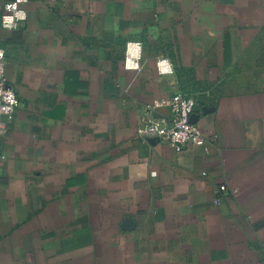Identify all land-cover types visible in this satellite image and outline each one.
<instances>
[{
  "label": "crops",
  "instance_id": "crops-1",
  "mask_svg": "<svg viewBox=\"0 0 264 264\" xmlns=\"http://www.w3.org/2000/svg\"><path fill=\"white\" fill-rule=\"evenodd\" d=\"M21 8L18 29L0 26L18 99L0 131V264H264V90L222 93L264 0ZM129 42L138 72L123 66ZM178 92L196 99L207 152L136 135Z\"/></svg>",
  "mask_w": 264,
  "mask_h": 264
},
{
  "label": "built area",
  "instance_id": "built-area-1",
  "mask_svg": "<svg viewBox=\"0 0 264 264\" xmlns=\"http://www.w3.org/2000/svg\"><path fill=\"white\" fill-rule=\"evenodd\" d=\"M28 0H11L2 5L0 26L5 30L18 29L26 20V12L21 5ZM142 46L140 43L129 42L125 46L123 66L125 70L138 72L141 70ZM160 75L171 74L172 68L168 60L160 59L156 62ZM18 107L15 89L9 84L7 78L6 52L0 47V131L2 120L11 118ZM167 109L168 116L156 115L159 109ZM197 108L193 96L184 93H175L169 98L159 100L145 109L136 128V135L141 140L157 138L167 144L174 151L180 152L185 148H202L205 152V140L196 125L191 122ZM4 157L0 152V160ZM226 188L221 186L219 193H224ZM218 202V197L217 200Z\"/></svg>",
  "mask_w": 264,
  "mask_h": 264
},
{
  "label": "rangeland",
  "instance_id": "rangeland-1",
  "mask_svg": "<svg viewBox=\"0 0 264 264\" xmlns=\"http://www.w3.org/2000/svg\"><path fill=\"white\" fill-rule=\"evenodd\" d=\"M224 83V94L264 90V27L229 68Z\"/></svg>",
  "mask_w": 264,
  "mask_h": 264
},
{
  "label": "water",
  "instance_id": "water-1",
  "mask_svg": "<svg viewBox=\"0 0 264 264\" xmlns=\"http://www.w3.org/2000/svg\"><path fill=\"white\" fill-rule=\"evenodd\" d=\"M193 118H194V115L191 116V122L195 123V120H193Z\"/></svg>",
  "mask_w": 264,
  "mask_h": 264
},
{
  "label": "trees",
  "instance_id": "trees-1",
  "mask_svg": "<svg viewBox=\"0 0 264 264\" xmlns=\"http://www.w3.org/2000/svg\"><path fill=\"white\" fill-rule=\"evenodd\" d=\"M184 94H188V93H184ZM190 95V94H189Z\"/></svg>",
  "mask_w": 264,
  "mask_h": 264
}]
</instances>
